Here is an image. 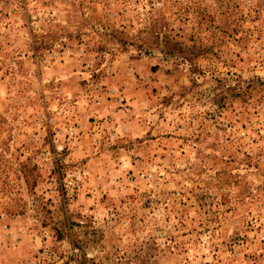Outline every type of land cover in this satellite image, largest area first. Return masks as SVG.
Segmentation results:
<instances>
[{
    "label": "rangeland",
    "instance_id": "374dc122",
    "mask_svg": "<svg viewBox=\"0 0 264 264\" xmlns=\"http://www.w3.org/2000/svg\"><path fill=\"white\" fill-rule=\"evenodd\" d=\"M0 264H264V0H0Z\"/></svg>",
    "mask_w": 264,
    "mask_h": 264
}]
</instances>
